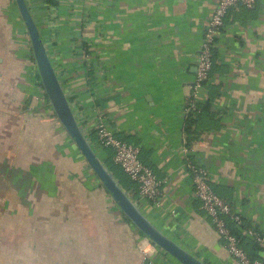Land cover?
Masks as SVG:
<instances>
[{
	"label": "crops",
	"instance_id": "crops-1",
	"mask_svg": "<svg viewBox=\"0 0 264 264\" xmlns=\"http://www.w3.org/2000/svg\"><path fill=\"white\" fill-rule=\"evenodd\" d=\"M217 1L26 0L100 158L136 187L99 144L104 121L141 148L161 181L159 207L139 196L141 210L205 264H240L185 166L204 167L248 230L264 236V0L225 17L211 76L221 126L189 150L187 102ZM101 187L48 100L16 0H0V264H180L147 243Z\"/></svg>",
	"mask_w": 264,
	"mask_h": 264
},
{
	"label": "built area",
	"instance_id": "built-area-1",
	"mask_svg": "<svg viewBox=\"0 0 264 264\" xmlns=\"http://www.w3.org/2000/svg\"><path fill=\"white\" fill-rule=\"evenodd\" d=\"M257 2L258 0L217 1L216 8L205 25L204 40L197 59V72L193 85V93L187 102L189 109H196V106L206 100L208 96V86L213 81L211 77L213 50L229 10L236 5H242L251 9L255 7ZM95 131L100 146L113 150L115 163L119 165L131 181L136 184L140 199L154 203L153 206L159 207V196L162 183L157 179L153 169L142 161L141 148L138 145L118 138L104 121L99 122L95 126ZM185 167L186 171L191 176L192 187L196 198L201 202L203 211L214 223L215 229L223 240L230 256L240 264H264V259L252 260L241 246L240 239L233 232L230 222L235 223L237 226H241L243 225V218L240 213L233 209L229 202L223 199L214 190L209 172L191 159H188ZM130 194L134 198V192H130ZM245 234L264 248V236L260 233L250 229L246 230ZM145 241L150 245L152 244L147 237H145ZM152 246L156 247L153 244ZM141 249H145L143 244H141ZM142 250H140L141 253L145 255Z\"/></svg>",
	"mask_w": 264,
	"mask_h": 264
},
{
	"label": "water",
	"instance_id": "water-1",
	"mask_svg": "<svg viewBox=\"0 0 264 264\" xmlns=\"http://www.w3.org/2000/svg\"><path fill=\"white\" fill-rule=\"evenodd\" d=\"M17 8L28 31L42 85L55 114L66 133L75 142L87 163L100 179L104 188L115 200L124 216L146 236L160 251L173 257L180 264H205L184 247L163 233L141 210L139 204L125 190L114 173L100 158L87 132L79 124L73 107L51 62L47 46L33 18L26 0H16Z\"/></svg>",
	"mask_w": 264,
	"mask_h": 264
},
{
	"label": "trees",
	"instance_id": "trees-1",
	"mask_svg": "<svg viewBox=\"0 0 264 264\" xmlns=\"http://www.w3.org/2000/svg\"><path fill=\"white\" fill-rule=\"evenodd\" d=\"M56 4V3H54ZM215 49L213 50V68L211 71V76L214 74V62L215 59ZM215 60V61H214ZM219 86L213 82L208 86V96L206 100L202 101L196 106V109H192L188 107L187 118L185 120V137H186V147L190 150L194 143L201 139L203 134L206 132H211L213 130H218L221 126L220 119L217 118V115L212 112V105L218 97ZM92 141V137L90 136ZM115 175V177L119 180L121 185L128 192H134L135 200H138L139 194L135 186L132 183L127 181L125 175L122 171L117 169L114 165L107 160L106 165ZM102 191L106 194L109 192L103 187H101ZM232 206V205H231ZM126 221L131 223L127 218ZM230 226L232 227L233 232L240 239V244L243 249L247 252L252 260L264 259L262 257L263 249L259 246V244L248 237L245 234V231L248 230V225H246L243 221V225L237 226L235 223L230 222ZM140 235H143L139 232ZM173 258V257H172Z\"/></svg>",
	"mask_w": 264,
	"mask_h": 264
}]
</instances>
